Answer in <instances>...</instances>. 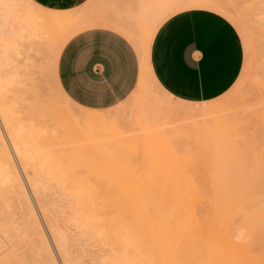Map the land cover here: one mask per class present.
<instances>
[{"label":"bare ground","instance_id":"obj_1","mask_svg":"<svg viewBox=\"0 0 264 264\" xmlns=\"http://www.w3.org/2000/svg\"><path fill=\"white\" fill-rule=\"evenodd\" d=\"M185 1H191L190 3L192 4H205V3H211V2L214 4H217V1L219 0H154V1L152 0L151 3L149 2L148 4L145 3L144 10L142 11L143 14L141 15L142 17L141 23H142L143 31L145 33V37L150 38V34L153 31V30H150L152 29L151 26H153V28L155 27V30H157L160 22L165 18L164 16L172 13L174 9L177 8V6L180 8L182 5H184L183 3H185ZM261 4L263 3L261 2ZM57 12L58 11H55V9L44 7L37 2H34L33 0H0V153L2 154L1 160L3 159V166L0 167V174L2 175L0 176L1 177L0 183L3 185V184L12 182L13 184L16 185V189L19 191L20 198L27 209L25 210L29 211V216L31 218L30 220H31L32 231L34 235L35 233L37 234V236L35 237L39 238L40 246L38 248L40 249L39 251L41 254V259H40L41 264H84L83 261H81L83 260L82 256L78 255L76 251L72 253L73 251L70 250L69 248L70 246L72 247V245L70 244L71 243L70 239L73 241L72 244L75 243L76 241L77 243L78 242L81 243V240L72 239L71 237L77 238L78 234H77V237L69 236V233H67L68 232L67 229L64 228L62 225L63 221L58 219V216H57L58 214L63 216V218L66 217V216L64 217V215L66 214V211H65L66 209L64 208L62 204L66 202L62 201L63 198L62 199L57 198V195L59 197L61 195H59V191L54 189L55 187L53 188L54 185L52 187L50 186L51 183L52 184L56 183L55 184L56 187L58 186L62 187V185H64L63 186L64 191H65V186L67 187L71 186L74 188V190H77L79 192L83 191V193L81 192V194H79L77 197L71 198L72 201H69L71 203L72 202L74 203V208L71 212L73 216L72 218L76 220L75 222L76 227H78L79 229H81L82 227L88 232L94 231V233L96 234V236L94 237H98L97 235L100 236L104 234L108 238L110 235H112L114 239L113 243L116 245V248L114 249V251L116 250V253L114 252V254H112L113 257L109 256V259L107 257H106L107 259L102 258L104 259V261L101 259H96V258L93 259L91 258L93 256H91L89 258L93 259L90 261V262L93 261L92 263H95V264L97 263H100V264H130V262L134 261L136 262V264H264V255L261 257L257 253L258 250L264 253L263 251L264 250V196H263V193L261 194V196L263 197L259 195V190L261 188L260 186L264 185L262 184L264 182L257 181L258 182L257 184V182L255 181L254 183L252 180H250L251 182H249L244 179L243 177L244 174L242 172L243 169H246V175L247 173L248 175H251V174H249V172L247 171L248 169L243 164L245 159L240 158L242 155H238L239 157L235 156V157H238L237 161L234 159L235 162L240 163V165L239 163L238 165L241 167L240 169L242 170H239V171H241L240 173H242L243 175L242 178H240L241 177L239 175L240 173H238L239 178L236 176L235 179L236 181L237 180L240 181L241 179H243L241 180L242 183L240 182H237L238 184L232 183L229 180V178L231 176V179H234L233 177H235V175L230 174V176H228V173L226 171V169L229 170L231 168L230 166L232 165L231 163V165L227 166L229 164L227 162H230L231 159L228 160L229 155L227 156L226 154L227 153L229 154V152H233V151L236 152L235 150H233L236 148H232L231 151H225V150L233 147L234 144L238 142V139L235 141L237 137H235L234 139V136L236 135V133L239 134L240 132L239 133L236 132L238 129L236 130L235 127H237L238 124L243 125L242 122L245 123L246 120L249 121L251 119V121H253V117H251L249 112H247L248 114L247 116L242 112L247 118H245L243 115L241 117L238 116L239 115L238 113L237 117H239L240 119V120L236 119V121H238L237 122L238 124L235 123L236 122L234 120L236 118L235 116L233 118L235 122L233 121V123H232V120L229 119V117L231 116H228V115H227L228 117H226V115H218V116L210 117L211 125L207 127H209V130H211V128L213 127V131L212 130L211 131L215 132V135L217 137V139H214L215 140L214 142H217L216 144L217 149L215 151V148H214L215 145L213 144L214 152L216 153H212V154L213 155L215 154L216 158L215 159L212 158L213 155H211L212 160L210 159V161L211 162L213 160H216V161H214L213 165L210 162L212 166L208 164L207 169H208V166H211L212 169L209 168V170L210 169L213 170L217 166L216 169L218 170V172L215 171L216 169L213 170L215 171L214 175L217 173L216 174L217 176L216 175L213 176V174H211V176L214 177V178L212 177L213 181L207 178L209 183L204 182V185H202L203 187L201 189L199 188L201 187L200 185L202 182L199 183L197 181H194V182H197L200 185L199 187L196 186L194 188H198V189H194L191 187V189H193V190L190 189L191 191L181 190L182 192L180 191L174 192L171 189L174 193L170 194L168 193V191L170 192V190L166 188L168 190V191L166 190V193L170 194V195L167 194L168 196H165L166 194L159 195L160 192L159 193L157 192L158 195L156 196L155 194H153V192H151V189L146 190L148 188L143 190L142 189L143 184H141V181L142 183H144V179L143 180L138 179L140 184L133 183L135 182L136 175H139L138 174L139 172H143V174L145 172L148 173L147 170H150V167H152L151 168L153 170L152 173L155 172L153 173L154 177H157V175L162 176V174L163 175L166 174L167 169L165 171L162 170L165 165L163 166V168L161 166L167 160V159L166 160L164 159L167 157L166 155L167 151L170 150L172 154L173 149L171 148L167 149V146L166 145H165L166 147L164 146L163 141H165V144H166V141H167L166 139H168L167 143L169 145L172 138L174 139L175 136L179 134V133H176V131L178 130L174 132V131H171L173 128L170 129L171 127L170 128L168 127V125L170 124L169 122H171V116L173 115L172 112L174 111V107H172L173 105L171 106L172 107L171 111L168 114V112H164V109L161 108V107H164L163 104L165 102L163 101L164 102L163 103L162 101L159 100L160 101V104H159V101H155L150 96H147L143 102L142 101L140 102V105L138 108L145 111V113L144 112L142 113L143 117L138 118L137 124L139 123L143 128L145 125H146V128H147V125L148 126L150 125V128H153L152 124L155 123L154 124L155 126L156 123L159 122L158 123L159 125L157 124L158 127L157 126L155 127L157 128V131L159 130V132L163 134L164 139H162V141L161 139L159 140V138L163 137V136H160L161 134H159V132H158L159 136H157L156 138L155 136L153 137V135L151 134H154L153 132L157 133V131H153L152 129L153 132L151 131V133L148 134L149 132L148 133L146 132L148 128L147 129L145 128L144 131L148 135H150L149 139L151 140L150 141L151 143L149 142L150 145L148 144V147L152 149V147L156 145L155 147L158 148V150L154 147L155 150L152 149L153 151L151 150H148V152L146 151L147 153L150 154L148 158L149 161H145L146 159H144V162L143 161L139 162L140 160L135 161V162H133V160H129V161L127 160V162H123L119 160L121 157H122L121 160L122 159L126 160L127 158L126 156L129 155L130 153L128 152V150L130 149L128 147H131V145L130 143H127V142L129 141V137L131 134L128 131L127 132L129 134L127 136L129 137L126 136L128 139L122 136L125 138L126 142L124 143L120 142V144L123 143L126 146V148H124L125 150L123 149V147H121L122 145L119 146V144L116 145L117 147L113 146L114 148L110 146L113 149L112 152L111 150H109L110 147L108 145H105V147H102V149L107 148L110 151V152L107 151V149L105 151L104 149L102 154H104L105 152L112 154L109 156V154L107 153L108 154V155L106 154L107 159L104 157L106 160L104 158L102 160L95 159V156L101 153V151L99 152L100 149L97 148L95 145L94 147L99 149L96 155L95 154L90 155V153L86 152L85 150L84 151L81 150V147L79 149V145L77 144H76L77 148L74 146L72 147L69 146V149L67 148V149H63L62 151H60L61 149L59 148L68 147V145L71 144L69 140H67L69 143V144L67 143L68 144L67 146L61 143L63 147L60 144V147L57 148L56 150L57 154L59 153L58 150L60 151L58 155H56L55 152L52 154L47 152V153H43L41 157L34 156L36 152L34 151L35 143L33 142V140L35 139V136H36L35 132H38V129H36L35 127L36 125H39L40 121L38 120L39 123L37 124L34 123L36 118L33 117L35 114L32 113L33 115L30 116L31 118L29 117L26 120L27 122H24L25 119L22 118L21 115H19V113L14 108L11 102L12 97L11 98L9 97L8 86H7L8 83L6 82V77H7V73L9 69H5V68L9 67L10 65V62L8 61L9 60L8 55L16 53L18 57L21 56L18 59H20V64L22 67V74L24 76V82H26V85L30 87L29 92H31V90H33V92L38 91V87L42 85L41 79H44L43 78L44 77L43 74L45 70V68L43 67L44 59L47 54V50L49 49V46L51 44L55 45V53H54L55 63L53 65L54 70H53L52 77L54 80V85H55L56 92L58 93V96L64 103L72 104V105L74 104L75 107L77 106L78 108L84 109L86 113H82L80 115L72 114L68 111L62 110L61 107H60L61 109L60 111L57 112L56 110L55 112V109L59 107L58 106L59 103H57L56 105L58 107L54 109L51 106L52 104L51 102L53 101H49L52 97L51 96L49 97V95L44 96L45 99L42 98L45 100L44 102H46V104L43 103V100L41 102L45 105L42 106L41 102H40L41 105L39 103H36L37 106L35 105V107L38 112L35 111V113L42 115V112H43L42 110H44V112L49 111V114H47L46 112V115L48 117V115L51 116L50 111H53L54 112L53 117H55L54 116L55 114L56 116H58L56 117L58 119L56 118L55 119L57 121L59 120L58 123L60 127H62L64 131L67 133V135H69V138L73 137V140L75 141L74 143H76L74 134L78 135L77 139L80 138L79 136L89 137L90 135L92 136L93 140L96 137L95 135L97 134L99 136L101 135V137L103 138H108L110 134L111 135L113 134L115 137L119 136L118 138H120V140L123 141V138L120 137L122 133L124 134V131H122V128H123V125L121 123L122 121L119 119L120 123L111 122V119L114 117L113 114L115 112L114 113L110 111L106 112L107 110H105L106 114H104L103 113L104 111L86 109V108H83L77 105L75 102H73L72 99H70V97L64 92V90L59 84L58 74H57V65H58L60 54L65 44L74 35H76L77 33L81 31H84L86 29L93 28V27H98V26L110 27V28H113V29H116L122 32L131 41L134 40L135 34H132L134 32H132L129 29L128 25L124 24L123 22H120L119 21L120 19L115 20L114 17L113 19L107 18L106 16L104 17L102 16L100 18L98 16L97 18L96 17L95 18H92V17L85 18V16L75 17L74 15H72L71 13L67 11L64 13H61V12L57 13ZM137 35L138 34H136L135 36ZM139 36L142 37L141 34H139ZM147 38L145 39L147 40ZM149 38H148V41H149ZM135 41H136V38H135ZM137 46H138V49L141 48V45L140 47L139 45ZM142 50H143V47H142ZM141 52L139 54H141ZM146 54L149 55V52L148 53L146 52ZM148 55H145V57L147 56V58L149 59ZM40 60L43 61V63L40 62ZM145 63L146 62H144V65H143L144 67H145ZM149 70H150L149 74H153L151 71L152 70L151 66ZM148 78L146 77L145 81H147ZM150 82H152V80ZM256 83L258 82L256 81ZM147 87H149L148 84H147ZM147 87L145 89V86H144L143 89L147 91L148 90ZM35 88L37 89L35 90ZM28 94H31V93H28ZM47 96L49 97V100L47 99L48 98ZM161 102L163 104H161ZM16 106L19 107L18 104ZM40 106H42L41 109H40ZM157 106H158V109H160V111L163 113L162 117L161 116L159 117V114L162 115L161 112L157 110L159 112L158 113L155 110ZM253 106H255V104ZM176 107L175 109L179 110L178 109L179 106H177V104H176ZM38 108L42 111L41 113H39ZM185 108L181 107V109H185ZM260 108L262 107L260 106ZM161 109H163V111ZM182 111H185V110H182ZM199 111L198 113L201 114L202 111L201 112ZM107 113H111L112 115L107 114ZM121 113L122 112H120L118 116L119 115L121 116ZM198 113L194 111L195 115L196 114L198 115ZM205 114L209 115L211 113H208L207 111ZM24 116L25 115H23V117ZM210 119H207L206 121L208 122L210 121ZM125 120L126 119H124L123 121L125 122ZM126 121L128 123V120ZM207 122L206 124L209 125L210 122L209 123ZM262 122L264 123V120ZM134 124L136 125V122ZM200 125H202V122L200 123ZM124 126H126V124ZM127 126L129 127L128 124ZM240 127H237V128H240ZM44 128L46 129V127ZM150 128H149V131H150ZM242 129H243V126H242ZM207 130L206 132H208ZM138 133H136V135ZM171 133H176V134H172L174 136L170 137L172 136ZM166 135L168 136V138L166 137ZM211 135H213V133H211ZM211 135L210 137H208L209 139L211 138ZM215 135H213V137ZM133 136H132V140H133ZM238 136H240V134ZM140 137L143 138L144 136L140 135ZM89 138H87V140L92 141V140H89ZM141 138L140 139L138 137L136 139L134 138L135 141L134 140L132 141L133 145L135 143V146H133L134 148H136L137 146H141L140 143L144 140ZM218 138L222 140L220 141V139ZM230 138H232V140H230ZM81 139L82 138L79 139L80 142H85L84 138H83L84 141L83 140L81 141ZM189 139L190 138H188V140ZM228 139L229 141L227 142L229 144L231 143L233 144L229 145L227 142H225ZM79 140L77 141V143L79 142ZM233 140L235 141V143L233 142ZM158 141H160V143H158ZM181 141L182 139H180V142ZM156 142L157 144H155ZM161 143L163 145H161ZM225 143L226 145H229L230 147L228 146L227 148V146H225ZM126 144L129 146H127ZM151 144H153L154 146L152 145L151 147ZM170 144H174V143H170ZM237 144H239V142ZM84 145H86L87 147V143ZM84 145L82 144L83 149L86 148ZM92 145L90 147H92ZM145 145L146 143L143 144V146ZM101 146L102 145L100 144L98 147H101ZM236 146L237 145H235L234 147ZM41 147H44V146H41ZM94 147H93V150H94ZM224 147H226V149ZM240 147L241 146H239V149ZM116 148L117 150L119 148L122 149V150L119 149L120 153L119 151L118 152L116 151ZM134 148L132 149V152L134 151V156L136 157L137 151L135 152V150H141L142 146L140 148L137 147V149L135 150ZM165 148L167 149V151L164 150ZM44 149H46V147ZM37 150L39 149L37 148ZM114 150L117 152V154H115ZM33 151L35 153H33ZM122 151H124L126 156H121L123 155ZM153 152H155V155H159L161 160L163 159L162 162H160L159 164L157 163L159 165V166L156 165L158 168H156L155 165H152V164H156L154 163L155 158L153 156L155 155ZM175 152L176 150H174L173 155H175ZM238 152L242 154L241 149L237 151L236 153ZM210 153L211 152L209 153L207 152V157L208 155L210 156ZM171 154L169 153L170 155L169 157H171ZM173 155L171 158L174 159ZM97 156H100V154ZM97 156L96 158H99ZM111 156H113L115 159ZM176 156H177L176 157L177 160H180L181 156L178 153L176 154ZM110 157L111 159H109ZM169 157H168V160H169ZM176 158L174 159V161H176ZM36 159H39V161H37V162H40L39 164L36 162ZM131 159H134V158L131 157ZM241 159H243V162H241ZM134 160H136V158ZM130 161L131 163L129 165L128 162ZM136 162L139 164L136 165ZM145 162L147 163V165ZM169 162L170 163L166 162V164L167 163L171 164V165L167 164L168 168L171 166L175 168L177 166L176 165L174 167V165H172L173 163L171 160H169ZM182 162H184V159ZM185 163H183L184 166L183 164H181V166H183L181 168H184L186 166ZM132 165L134 169L132 170L135 172L133 173L132 171L133 174L130 172L131 170H129L130 167L132 168ZM214 165L216 166L214 167ZM134 166H138V167L140 166L139 171L136 169L138 167H134ZM178 166L176 169H178ZM187 167H188V164H187ZM227 167H230V168H227ZM154 168L157 171H155ZM159 168H161V171L162 172L164 171L165 173H162V172L159 173L160 171L158 170ZM201 168H204V167H201ZM205 168H206V165H205ZM232 168L234 169L235 166H232ZM77 169H81L83 170V172L85 171L86 172L84 175L79 176L77 175L78 172L76 173V171H80V170H77ZM233 169L230 171H233ZM260 169H261V166H259V170ZM140 170H143V171H140ZM186 170H189V169L187 168ZM170 171L172 172L173 170L168 169L167 174L172 175L173 172L171 173ZM260 172H258L257 174L255 173L256 176H260L261 175ZM90 175H95L97 179L102 178V179H98L100 181L102 180L105 181L104 180L105 178L106 183L108 181H111L110 183H108L110 184L108 185L109 191H110V186L113 185L112 187L114 189V185H115L116 187L123 189V192L121 193H119L120 191L118 192L120 195L122 193L123 194L121 196L118 195L119 197L108 199L109 202L106 200H105L106 202L104 200H98L97 198H95V196H93V193L92 194L87 193L89 190V189H86L89 185V183L87 182L88 180L87 177H89ZM145 175H148V174H145ZM183 175H185V173ZM183 175H181V177ZM133 176L134 178H132ZM175 176L176 175H174V178ZM162 177L161 179H163ZM205 177L206 176H204V178L202 179L201 177H199L198 179L205 180L206 179ZM215 177H217V179H215ZM250 177H252V175ZM149 178H152L151 182L158 180V177L154 180H153V177H149ZM188 178L190 179V176ZM171 179L174 180L173 178ZM183 179L185 180L184 176H183ZM168 180L169 181L167 182H170V179ZM113 181H114V184L112 183ZM191 181H193V179L189 180V182ZM173 182L177 183L175 181ZM194 182H191L190 185L196 184ZM116 183L118 186L116 185ZM134 185L139 187L140 189L137 190V187H135L136 189L132 190L133 189L132 187H134ZM181 185H183V183H181ZM145 186H146V183H145ZM163 186L165 187L168 186V188H171L169 187V185H163ZM177 186H179V183L178 185H176V187ZM90 187L92 189V186ZM165 187L163 188L164 190H165ZM262 187L264 189V186ZM150 188H152L155 191V189L157 190L158 187L150 186ZM163 189L161 190L159 189V191L163 193ZM177 189H181V188L178 187ZM84 190L86 192H84ZM154 193H156V191ZM54 195H56V198L54 197ZM106 208L107 209L110 208V210L105 211ZM68 214L69 213H67V215ZM43 222L45 223L46 228L44 227ZM111 231H114V234H111ZM77 243H75L74 245H76ZM55 249L57 250L56 252L58 253L60 257L61 262L58 260L55 254ZM3 261H0V262H2V264H9V263H3Z\"/></svg>","mask_w":264,"mask_h":264},{"label":"rangeland","instance_id":"obj_2","mask_svg":"<svg viewBox=\"0 0 264 264\" xmlns=\"http://www.w3.org/2000/svg\"><path fill=\"white\" fill-rule=\"evenodd\" d=\"M33 1L36 2L35 0H33ZM219 1H217V4H214L212 2L211 3H205V4H192V3H190L191 1H185V3H183L184 5L181 4L182 6L180 8L177 6V8H175L172 13H170L169 15L164 16L165 18L163 17L164 19L159 24V26H160L168 17H170L171 15H173V14H175L177 12H180L182 10L193 9V8H204V9H210V10H213L215 12L220 13L221 15L225 16L226 18H228L237 27V29H238V31H239V33L241 35V38H242L244 52H245V60H244V65H243V70H242L241 76L239 77V79L237 80L235 85L229 91H227L224 95H222L221 97H219L217 99H214V100H211V101H207V102H202V103H192V102L182 101L180 99L174 98L170 93H168L158 83L156 78L153 77L154 74H149V72H150L149 68L151 66L150 61H149L150 60L151 45H152L153 38L155 36L154 34H156L159 26L156 25V26H158L157 30H155V27L153 28V26H151L152 29H150V30H153V31L150 34V38L148 37L149 41H150L149 42L148 38L145 37V33L143 31V28H142V23H141V18L142 17H141V15L143 14L142 11L144 10L145 3L146 4H148V2L151 3L152 0H89L85 5H83L82 7L76 8V9L61 10V11L60 10H55V11H58L59 13L60 12L64 13V12L67 11V12L71 13L72 15H74L75 17H84L85 16V18H89V17L90 18L91 17L92 18H95V17L97 18V16H98L100 18L102 16L103 17L106 16L107 18H110V19H113V17H114L115 20L116 19H118V20L120 19L119 20L120 22H123L124 24L128 25L129 29L132 32H134L132 34H135V35L138 34L137 35L138 37L134 35V40H133L134 42L132 41L133 44L135 45L138 53L141 52L142 47H143V50H142L141 54H139L140 61H141V74H140L141 76L139 77V82H138L137 88L129 96V98L126 99L119 106L106 111V112L110 111V112H113V113L115 112L113 114L114 117L111 119V122H119L120 123L119 119L122 121L121 122L122 125H123L122 131H124V134L122 133V135L120 137L123 138V141L120 140V138H118L119 136L115 137L113 134L112 135L110 134L109 137L107 136L108 138H103V137H101V135L99 136L97 134L98 136L95 135L96 137L94 138V140H93L92 136H90V135H89L90 138L88 136H84V137L79 136L80 138H82L81 141L82 140L84 141V139H85V142H80V140H79L80 138L77 139L78 135L74 134V136H75L74 138L76 140V143H74L75 141L73 140V137L69 138V135H67V133L64 131V129L62 127H60V125L58 123L59 120L58 121L56 120V119H58V118H56L58 116H56V114H55L54 115L55 117H53V114H54L53 111H50L51 116L48 115V117H47V115H46L47 111L44 112V110H42L43 111L42 112L40 110L41 107L46 104V102H44L45 101L44 100L45 99L44 96L49 95V97L51 96L52 98L50 100H49L48 96H47L48 98L47 97L46 98L49 101H53V102H51L52 103L51 106L54 109L59 106L57 109H55V112H56V110L58 112V111H60L62 109L64 111H68V112H70L72 114H77V115H80L82 113H86V111L84 109L78 108L77 106L75 107L74 104H73L74 105L73 106L72 104L64 103L60 99V97L58 96V93L56 92L55 85H54V80H53V77H52L53 76L52 75L53 74V70H54V66L53 65L55 63V54H54L55 53V45L51 44L49 46V49L47 50V54H46L45 59H44V63H43V61H41L43 59L40 60V62L43 63V67L45 68L44 74H43L44 77L42 76L45 80L41 79L42 80L41 81L42 85L40 84L41 86L38 87V91H36V92H33V90H31V92H29L30 91V87H28V85H26V82H24V76L22 74V67H21V64H20V59H18L21 56L18 57L16 55V53L8 55L9 56L8 57V59H9L8 61L10 62V65H9V67H7L5 69H9V71L7 73V77H6V82L8 83L7 86H8L9 97L10 98L12 97L11 98L12 100L11 99L10 100H11L14 108L16 109V111L19 113V115H21V117L25 119L24 122H27L26 120L30 116L33 115L32 113L35 114L33 117H35L36 120H37L36 121L33 118L35 120L34 123L37 124L40 121L39 125H36V127H35L36 129H38V132H35L36 136H35V139L33 140V142L35 143V150L34 151L36 152L35 153L33 151V153H35L34 156L41 157V155L43 153H47V152L51 153V154L55 152V154L58 155L60 153V151H62L63 149H67V148L69 149V146L70 147L74 146V147L77 148V145H79V149L81 147V150H83V151L85 150L86 152L90 153V155L91 154L92 155L93 154L96 155L97 151L100 149L99 152L101 151V153L98 152L100 154V156H97V155H99V154H97L96 156L99 157V158H96V156H95V159L102 160L104 157L107 159L106 154L108 152H105L104 154H102L103 150L105 149V151H106L107 148L102 149V147H105V145H108L109 147L110 146L111 147H113V146L117 147L116 145L119 144V146L122 145L121 147H123V149H124V148H126V146L123 144L124 142H126L124 137H126L130 133L131 134L130 137L127 136V137H129V141L127 140L128 141L127 143H130V145H131V147H128V148H130L128 150V152H130V153H129V155L126 156L124 151H122L123 153L122 152L121 153L123 155H121V156H126L127 158H126V160H124V159L121 160V158H122L121 157L119 160L123 161V162H127V160L128 161L129 160H133V162L140 160L139 162H141V161L144 162V159H146L145 161H149L148 158H149L150 154L147 153V152H148V150L153 151L152 149H154V147L156 145L154 146L153 144H151V147H152V145L154 146V147H152V149L150 147H148V144L150 145V143H151L150 142L151 140L149 139L150 135H148V134L151 133L152 129H153V131H157V128L155 126L158 127V125H159L158 123L159 122H157L155 126H154L155 123H153V124L151 123L153 125V128H150V125L149 126L147 125V128H148L147 129L146 125L143 128L139 123L137 124V121H138V118L143 117L142 113L143 112L145 113V111H143L142 109L138 108L139 105H140V102L141 101L143 102L146 99L147 96H150L155 101H159V100L162 101V102L164 101L165 102V103L163 102L164 104L161 102V104H163L164 107H161V106H159V107L163 108L164 112H168V114L171 111V108L174 107V111L172 112L173 115L171 116V122H169L170 124L168 123L169 124L168 127L169 128L171 127L170 129L173 128L171 131H174V132L176 130H178V131H176V133H179V134L177 136H175L174 139L172 138L171 142L169 141L170 143H174V144H170L169 143V145H168V143H167L168 139H166L167 140L166 144H165V141H163L164 146L166 145L167 149H170V148L173 149L172 150L173 151L172 154H171L170 150H169L170 151L169 152V151H167L166 148L164 149V150L167 151V154L164 153V154L167 155V157L165 155L166 158H164V159L165 160L167 159L166 162H168V163H170L169 160H171L172 163H173L172 165H174V167L176 165L178 166L184 159V162H182L181 164L186 162L185 163L186 166L184 168H181V167L184 166V164H183V166H181V164H180L178 166V169H176L177 166L175 168H173L172 166H171L172 168L171 167L168 168V165H171V164L167 163L168 164L167 165L166 162L163 161L164 163L162 164V166L160 165L162 168L165 165L162 170L165 171L166 169L167 170L168 169H170V170L172 169L173 173L170 171L172 173V175L171 174L170 175L167 174L168 173L167 170H166V174L163 175L162 173H165V172L164 171L162 172L161 168H159L158 169V170H160L159 173L162 172L161 174H162L163 177L161 175H157L158 180L151 182L152 178H149V177H153V180L156 179L157 177L153 176L154 175L153 173H155V172L152 173L153 170L151 169L152 167H150V170H147L148 173L145 172L143 174V172H139L138 173L139 175H136L135 182H133V183H137L138 184L139 183L138 179H141V180L144 179V183H142V181H141V184H143L142 189L143 190L146 189V188H148L146 190H150L151 189V192H153V194H155L156 196L158 195L159 192H160L159 195L166 194L165 196H168L171 193H174L175 191L176 192L177 191L182 192L181 190H183V191H191V190H193V189H191V187L192 188H194L196 186L199 187V185H200L199 183L202 182L201 185H200L201 187L199 188V189H201L203 187L202 185H204V182L209 183L208 179L213 181V178H214L213 176H215L217 174L216 173L214 175L215 171L218 172V170L216 169V167H217L216 165L217 164L214 165V167L216 166L215 168L213 167L214 168L213 170H215V169L216 170L215 171L211 170L212 169L211 166L214 164V161H216V160H213L211 162L210 159H211V155H213L212 153H216V152H214V148H215V151H216L217 142H214L215 141L214 139H217V137L215 135V132H212L213 131V127L211 128L212 131L209 130V127H207V126L211 125L210 117H214V116H218V115H226V117L231 116V117H229V119L232 120V123H233L234 120L236 121V119H239V117H237L238 113H239L238 116L241 117L243 115L245 117V115L246 116L248 115L247 112H249L251 117H253V121H251V119L249 118L250 122L248 120H246V121L244 120L245 123L242 122L243 125L238 124L237 123L238 121H236V122L234 121L235 123L238 124L237 127L241 126L240 128H237V127L234 126L236 130L240 129L239 131L235 130L238 133L240 132L239 133L240 136H238L239 134H237L236 132H235L236 135L234 136V139H235V137H237L235 139V141L238 139L239 144H237L238 142L235 143V141L233 140V142L235 143L234 146L237 145L238 148H237V146L236 147L233 146L231 148H228V146L233 144V143L229 144L227 142V141H229V139L225 141V142H227L229 144V145H226V143H225V146H227V148H228V149H226V147H224L226 149L225 151H231L232 148H236L237 150L233 149L236 152L239 151L240 149L242 150V152H241L242 154H240L239 152L236 153L234 151L233 152L235 153V155H234L233 152H229V154L228 153L226 154L227 156L229 155L228 160L229 159L232 160V158H233L232 161L230 160V162H227V163H229L227 166L231 165V163H232V165L230 166L231 168H232V166H235V168H234L235 170L232 168L233 171H230L232 169L230 167H227V168H230V169L229 170L226 169V171L228 173V176H230V174L231 175H235V177L232 176L234 179H231V176H230V178L228 177L229 180L232 183H236V184H238L237 182L242 183L241 180H243V179H241V180L239 179L240 181H238V180L236 181V179H235L236 176L238 178H239V175L241 176L240 178H242V176H243L242 173H240L241 171H239V170H242V169H240L241 167L239 166L240 163L238 162L239 163V165H238V163L235 162V160L236 161L238 160V157H239L238 155H242L240 158L245 159V161L243 162V159H241V162H243V164L246 166V168L248 169L247 171L249 172V174L252 175V177H250L251 175H248V173L246 175V169H243L242 172L244 174V176H243L244 179L246 181H249V182H251L250 180H252L253 182L254 181L255 182H257V181L264 182V156H263L264 155V147H263L264 146V123L262 122L264 120L263 119L264 118V106H263L264 105V103H263V101H264V92H263L264 91V2L263 1L264 0L263 1H261V0H253V1L252 0H219ZM258 1H260V2H258ZM261 2L263 4H261ZM139 34H141L142 37L139 36ZM135 38H136V41H135ZM145 38H147V40ZM137 45H139V47L141 45V48L138 49ZM146 52L147 53L149 52V55L146 54ZM145 55H148L149 59L147 58V56L145 57ZM147 59H148V61H147ZM144 62H146L145 63V67L143 66ZM142 67L145 68V69H143ZM16 70H17V72H16ZM150 76H151V78H150ZM146 77L147 78L149 77L150 80L148 78V80L145 81ZM154 79H155V81H154ZM151 80H152V82H150ZM256 81L258 83H256ZM148 82H150V83H148ZM147 84H148L149 87H147ZM144 86H145V89H146V87L148 88L147 91H145L143 89ZM41 87H43V88H41ZM36 89L37 88H35V90ZM28 93H31V94H28ZM261 97H263V98H261ZM42 98H44V99H42ZM257 98H259L260 100L257 99ZM42 100H43V103H45V104H43L41 102ZM160 101H159V104H160ZM40 102L42 103V106H40V109L38 108V110H39V113L42 112L43 116L39 115L38 113H37L38 114L37 115L35 113V111H37L35 105H36V103H39L41 105ZM57 103H59L58 106H56ZM15 104L16 105L18 104L19 107L16 106ZM176 104H177V106H179L178 107L179 110L175 109ZM254 104H255V106H253ZM241 106L244 107V108H242ZM256 106H258V107H256ZM260 106L262 108H260ZM60 107H61V109H60ZM181 107L182 108L186 107V108L185 109H181ZM163 109H161V110L163 111ZM21 110H22V112H21ZM155 110H156V112H158L157 110H159V112H161L160 109H158V106H157V108H155ZM182 110H185V111H182ZM30 111H31V113H30ZM194 111L196 113H198V111L199 112L202 111V112H201V114L198 113V115L197 114L195 115ZM207 111H208V113H211V114H209V115L205 114ZM252 111H254V112H252ZM120 112H122L121 116L120 115L118 116V114H120ZM174 112H175V114H174ZM255 112H256V114H255ZM22 113H23V115H25L24 117H23ZM103 113L106 114L105 111ZM47 114H49V111L47 112ZM107 114H111V113H107ZM161 114L162 115L159 114V117L163 116L162 112H161ZM234 116L236 118L233 120ZM245 118H247V117H245ZM124 119L128 120V123H127L126 120L124 122L123 121ZM207 119H210V121L207 122L206 121ZM261 119H263V120H261ZM258 120H260V121H258ZM55 121H57V122H55ZM135 122H136V125L134 124ZM201 122H202V125H200ZM206 122L207 123L210 122L209 125L206 124ZM248 123H249V125H248ZM125 124H126V126H124ZM127 124L129 125V127L127 126ZM245 124H247L248 126L245 125ZM201 126L204 127V128H202ZM242 126H243V129H242ZM44 127H46V129ZM200 127H201V129H200ZM145 128L147 129L146 132L147 133L149 132L148 134L144 131ZM149 128H150V131H149ZM174 128H176V129H174ZM202 130H204V131H202ZM206 130L208 132H206ZM210 131H211V133H213V135H215L214 136L215 138L213 137V135H211ZM158 132H159V130L157 131V133L153 132L156 135H154V134H151V135H153V137L155 136V138H156L157 136H159V134H161L160 132L158 134ZM136 133H138V134H140L141 136H144V137L141 138L140 135H138V134L136 135ZM176 133H171V135L172 134H176ZM133 134H134V136H133ZM210 135H211V138L209 139L208 137H210ZM122 136H124V137H122ZM132 136H133V140L134 141H135V139L137 137L139 139L141 138V139L145 140V141L141 140L142 141L140 143V145L142 146L141 150H135V149H137V147L140 148L141 146H137L136 148L133 147V146H135V143L133 145ZM160 136H163V134H161ZM173 136L174 135H172L170 137H173ZM85 137L89 138V140H92V141H88L87 138H85ZM166 137L168 138L167 135H166ZM177 137H179V138H177ZM115 138H116V140H115ZM188 138H190V139L188 140ZM64 139H65V141L69 140V142L71 144H69L68 141L65 142ZM100 139H102V140H100ZM160 139L162 141V139H164V136L162 138H159V140ZM180 139H182L181 142H180ZM218 139H220V138H218ZM78 140H79V142L77 143ZM153 140H155V139H153ZM221 140L222 139H220V141ZM230 140H232V138H230ZM120 142H123V143L120 144ZM230 142H232V141H230ZM61 143L63 145H65V146H67L68 144L69 145H68V147H63ZM64 143H66V144H64ZM86 143H87V147L88 148L86 147V145H84ZM90 143H91V145L93 144L92 147H90L91 146ZM115 143H117V144H115ZM142 143L143 144L146 143L147 146L146 145L143 146ZM158 143H160V141H158ZM60 144H61V146L63 148H59ZM82 144L86 147L85 149H83ZM100 144L102 146L98 147ZM155 144H157V142ZM94 145L97 148H99V149L94 147ZM161 145H163V144L161 143ZM41 146H44V147H41ZM127 146H129V145H127ZM213 146H214V148H213ZM239 146H241L240 149H239ZM45 147H46V149H44ZM93 147H94V150H93ZM111 147H110L109 150H111V152H112L113 149ZM132 147L134 148L135 152L136 151L138 152V153L136 152V154H137L136 157L134 156V151L132 152V149H133ZM37 148L39 150H37ZM57 148L61 149L60 151L58 150V152H59L58 154H57V151H56ZM155 148L158 150L157 147H155ZM87 149H88V151H87ZM119 149L117 150V148H116V151L117 152L119 151V153H120V150H122V149H120V150ZM95 150H96V152H95ZM109 150L107 149V151H109ZM174 150H176L175 155H173L174 154ZM212 150H213V152H212ZM116 151H115V154H117ZM206 151L208 153L211 152L210 156L208 155V157H210V158L207 157V152ZM86 152H84V153H86ZM139 152H141L142 154L139 153ZM131 153H133V154H131ZM153 153L155 155V152H153ZM169 153L171 154V157H172V155L174 156V159L177 157L176 154L178 153L181 156V158L179 156L178 157L182 161L177 160V158H176V161H174L173 158L169 157L170 156ZM108 154H109V156L112 155L110 153H108ZM158 154H159V152H158ZM161 154H163V153H161ZM101 156H102V158H101ZM192 156H193V158H192ZM235 156H238V157H235ZM88 157H90V156H88ZM111 157H113V156H111ZM111 157L109 159H111ZM117 157H118V155H117ZM119 157H120V155H119ZM131 157L134 158V159L136 158V160L131 159ZM153 157L155 158L154 163H156V164H152V165H155V166L158 165L163 160V159L162 160L160 159L159 155H155ZM168 157H169V160H168ZM1 158H2V154L0 153V167L3 166V159L1 160ZM212 158L215 159L216 155L214 154L212 156ZM119 160H117V161H119ZM37 161H39V159H36V162ZM207 162H209V163H207ZM210 162H211L212 165L210 164ZM37 163L39 164L40 162H37ZM128 163L130 165L131 161L128 162ZM137 164H139V163L136 162V165ZM187 164H188V167H187ZM208 164H210L211 166H208V169H207V165ZM146 165H147V163H146ZM205 165H206V168H205ZM257 165H258V167H257ZM140 166H141V164H140ZM259 166H261L260 170H259ZM134 167H138V166H134ZM139 167L136 168L138 171L140 169ZM143 167H145V166H143ZM165 167H167V168H165ZM201 167H204V168H201ZM156 168H158V167L156 166ZM187 168L190 171L186 170ZM209 168H211V169L209 170ZM237 168H239V169H237ZM250 168H252V169H250ZM132 169H133V165H132V168L131 167L129 168V170H131L130 171L131 173L134 170V169L133 170ZM77 170L81 171V173H80V171H76V173L78 172L77 175H79V176L80 175L81 176L84 175L85 172H86L85 170H84L85 172H83V170H81V169H77ZM154 170L157 171L155 168H154ZM140 171H143V170H140ZM257 171L258 172L261 171L260 172V174H261L260 176H256V174L258 173ZM193 172H195V173H193ZM253 172H254V174L256 172L257 173L254 175ZM133 173H135V172L133 171ZM184 173H185L186 176L183 175ZM238 173H240V174L238 175ZM145 174H148V175H145ZM211 174H213V176H211ZM174 175H176L175 178H174ZM181 175L184 176L185 180L183 179V176L181 177ZM0 176H2V175L0 174ZM160 176L163 179H161ZM189 176H190V179L188 178ZM204 176H206L205 177L206 179L205 180H201L202 178H204ZM169 177L173 178L174 180H172ZM196 177H197V179L199 177H201V179L197 180ZM249 177H250V179H249ZM132 178H134V176ZM87 179H88L87 182L89 183V185L87 184L88 187L92 186V189H91V187L90 188H88V187L86 188V189H89L87 193L88 194H92L93 193V196H95V198H97L98 200H104V201L106 200V201H108V199H110V198L119 197L118 196V195H120L119 193L123 192L122 188H121L122 189V191H121V189L119 187H116L115 185H114V189L112 187L113 185L110 186V191H109L108 185H110V184H108V183H110L111 181L107 180L108 182L106 183L105 182L106 181L105 178H104L105 181H103V180L100 181L98 179H102V178H98L97 179L95 175H90L89 177H87ZM168 179H170L171 183L167 182V181H169ZM191 179H193V181H191V182L197 181L199 183L194 182L196 184L190 185L191 182H189V180H191ZM215 179H217V177H215ZM163 180H165V181H163ZM133 181H134V179H133ZM173 181H175L177 183H174ZM112 183L114 184V181ZM145 183H146V186L150 185L152 187H158L157 188L158 191L155 189L156 193H154L155 191L152 188H150V186L146 187ZM178 183H179V186L176 187V185H178ZM181 183H183V185H181ZM55 184L51 183L50 186L52 187L54 185L53 188L55 187L54 189L59 191V195L63 196V197H61V196L59 197L57 195V198H61V199L63 198L64 200L62 199V201L66 202V203H62L64 208L66 209L65 210L66 214L64 215V217L65 216L66 217L63 218V216L58 214L57 215L58 219L63 221L62 225H63L64 228L67 229V231H68L67 233H69V236L77 237V234H78L77 238H74V237H71V238L75 239V240L76 239H80L81 243H82V244L80 242L77 243V241L75 242V240H74V242L77 243L78 245L81 244L79 246L76 244L77 245V247H76V245H74L75 243L72 244L73 241L70 239V242H71L70 244L72 245V247L70 246L69 248H70V250L73 251L72 253H74L76 251L78 253V255H81L82 258H83V260H81V261H83L84 264H95V263H92L93 261L90 262L94 258L101 259L103 261H104V259H102V258H106L107 257L109 259V256H112V254H114V252L116 253V250L114 251V249L116 248V245L113 243L114 239H113L112 235H110L108 238L104 234L100 235V236L97 235L98 237H94V236H96L94 231H89L88 232L87 230H85L82 227H81V229H79L78 227H76V223H75L76 220L74 218H72L73 216H72V212L71 211L74 208V203L73 202L71 203L69 201H72L71 198L77 197L79 194H81V192L83 193V191L79 192L77 190H74V188L71 187V186H68V187L65 186V191H64V188H63L64 185H62V187H59V186L56 187ZM257 184H258V182H257ZM262 184H264V183H262ZM116 185H117V183H116ZM161 185L162 186L163 185H169V187H171V188H168V186H166V187L163 186V188L165 187V190H164ZM184 186H186V187H184ZM262 186H264V185H262ZM262 186H260L261 188L259 190V195L260 196H261L262 193H263V196H264V189H263ZM111 187H112V189H111ZM135 187H137V186L134 185V187H132L133 189L131 187L130 188L132 190H135L136 189ZM174 187H176V188H174ZM178 187H180L181 189H177ZM166 188L169 189L170 192ZM139 189L140 188L137 187V190H139ZM159 189L160 190L163 189V193H161V191H159ZM194 189H198V188H194ZM85 190H84V192L87 191V190L86 191ZM166 190L170 194L166 193ZM261 190H263V191H261ZM17 191L18 190L16 189V185L13 184L12 182L11 183H6V184H3V185L0 183V261L4 260L3 263H9V264H14V263L15 264H41V262H40L41 254H40V251H39L40 249L38 248L40 246L39 238L35 237V236H37V234L35 233V235H34V233L32 231L31 220H30L31 218L29 216V211H26L27 209H26L25 205L23 204V202H22V200L20 198L19 191L18 192ZM60 193H62V194H60ZM263 196H261V197H263ZM54 197L56 198V195H54ZM68 208H70V209H68ZM67 210H68V212H67ZM108 210H110V208H108V209L106 208L105 209V211H108ZM67 213H69V214L67 215ZM39 214H40V212H39ZM41 219H42V217H41ZM43 225L46 228L44 222H43ZM111 234H114V231H111ZM83 248H85V249H83ZM262 248H263V246H262ZM77 249H78V251H77ZM56 251L57 250L55 249V254H56L58 260L61 262L60 257H59V255H58V253ZM257 253L261 257L264 255V253L260 252L259 250L257 251ZM85 256H87V257H85ZM91 256H93V257H91ZM95 256H97V257H95ZM89 257H91L93 259H91ZM94 262H96V261H94ZM0 263L2 264V262H0ZM133 263L136 264V262H134V261L130 262V264H133ZM97 264H100V263H97Z\"/></svg>","mask_w":264,"mask_h":264},{"label":"crops","instance_id":"obj_3","mask_svg":"<svg viewBox=\"0 0 264 264\" xmlns=\"http://www.w3.org/2000/svg\"><path fill=\"white\" fill-rule=\"evenodd\" d=\"M55 10H72L89 0H35ZM245 52L237 27L204 8L168 17L151 45L150 64L158 83L174 98L192 103L217 99L241 76ZM58 81L77 105L105 111L135 91L141 74L139 53L122 32L104 26L74 35L63 47Z\"/></svg>","mask_w":264,"mask_h":264}]
</instances>
